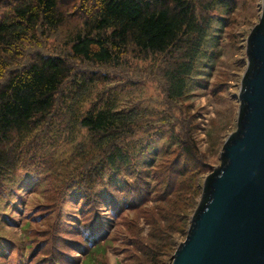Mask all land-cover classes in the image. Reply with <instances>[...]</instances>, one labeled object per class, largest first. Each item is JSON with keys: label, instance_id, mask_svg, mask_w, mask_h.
I'll list each match as a JSON object with an SVG mask.
<instances>
[{"label": "trees", "instance_id": "obj_1", "mask_svg": "<svg viewBox=\"0 0 264 264\" xmlns=\"http://www.w3.org/2000/svg\"><path fill=\"white\" fill-rule=\"evenodd\" d=\"M235 10L236 0L0 2V187L22 169L26 150L37 142L71 144L69 161L76 164L58 178V195L66 190L80 200L74 234L82 238L84 264H93V254L112 243L124 264H164L176 238L186 237L220 145L216 136L202 151L201 118L177 106L194 85L202 87L201 76L219 58L222 28ZM64 29L61 44L47 48L48 39ZM136 60L150 64L149 74L147 67L146 73L133 67ZM119 70L132 82L157 83L166 107L161 119L120 106L105 91L88 102L97 84L110 83ZM161 120L168 125L158 126ZM166 129L156 153L153 131ZM77 132H85L81 141ZM129 213L133 217L125 220ZM119 220L131 231L112 241L110 230ZM46 261L57 264L58 255Z\"/></svg>", "mask_w": 264, "mask_h": 264}, {"label": "rangeland", "instance_id": "obj_2", "mask_svg": "<svg viewBox=\"0 0 264 264\" xmlns=\"http://www.w3.org/2000/svg\"><path fill=\"white\" fill-rule=\"evenodd\" d=\"M261 6L262 0H236V10L227 19V26L221 31L219 58L206 66L201 76L205 77L202 87L194 85L189 98L177 106L184 110L188 107L201 118L203 131L199 134V147L202 151L207 148L208 139L219 137L220 148L211 161L212 169L205 176L219 166L222 145L236 130L239 105L237 95L247 64L246 40L253 27L259 23ZM67 32L68 29H64L55 38L48 39L45 43L47 48L53 49L60 45L61 35ZM151 63L152 66L155 65L154 62ZM134 66H138L143 73L147 72L144 71L146 67L148 74L151 70L150 64L144 61L136 60ZM153 71L155 72L154 68ZM124 73L125 71L119 70L117 74L112 75L114 78L110 83L97 84L88 96V102L95 100L101 91H105L106 97L109 94L110 98H116L118 105L137 106L146 116L155 120L161 119L165 115V112L162 114L166 107L157 83L153 80L135 83L128 77L119 76ZM155 122L158 126L168 125L167 120L164 123L162 120ZM153 132L158 133L157 137H153L155 138L153 150L158 153L169 130ZM208 133H212L211 138L207 136ZM84 137L85 132H77L75 139L81 141ZM140 139L142 140V136L136 140ZM72 141L74 143V140ZM39 146L37 142V147L26 150L22 169L0 187V264H48L46 260L51 253L58 255L57 264H84V256L79 251L82 247L79 244L82 238L74 234L80 225L78 223L81 213L80 200L69 196L66 190L63 198L58 195L63 186L58 183V178H62L63 174L76 164L75 159L69 161L73 146L65 145L61 141L58 144L51 143L49 140L43 143L42 147ZM35 150H39L42 157L38 153L34 156ZM44 161L47 162V166ZM199 199L200 197L197 198V203ZM53 202L55 203L52 204ZM56 210L60 215L58 223H55ZM100 210L103 215H107L106 210ZM132 217L133 214L129 213L125 220ZM119 222L120 224L114 222L110 230L112 241L119 242L122 235L125 236L131 231L126 223H121L120 220ZM139 227L142 229L141 234L145 236L148 228L143 222ZM184 239L185 236L176 238V247ZM114 248V243L104 244L101 251L93 254V264H124L123 255L117 254ZM171 257L168 256L164 264H169Z\"/></svg>", "mask_w": 264, "mask_h": 264}, {"label": "water", "instance_id": "obj_3", "mask_svg": "<svg viewBox=\"0 0 264 264\" xmlns=\"http://www.w3.org/2000/svg\"><path fill=\"white\" fill-rule=\"evenodd\" d=\"M236 130L169 264H264V0L246 40Z\"/></svg>", "mask_w": 264, "mask_h": 264}]
</instances>
